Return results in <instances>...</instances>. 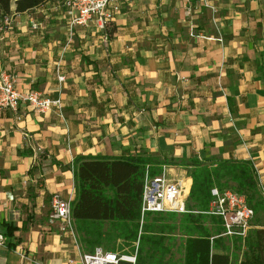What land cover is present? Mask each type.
<instances>
[{
  "label": "crops",
  "instance_id": "crops-1",
  "mask_svg": "<svg viewBox=\"0 0 264 264\" xmlns=\"http://www.w3.org/2000/svg\"><path fill=\"white\" fill-rule=\"evenodd\" d=\"M59 1L12 6L8 29L0 18L1 68L20 92L62 101L0 115V233L16 228L0 264H81L75 224L71 235L49 218L54 194L76 196L77 157L145 156L183 169L189 188L183 164L249 161L264 187V0H119L106 43L57 14L62 40L43 18Z\"/></svg>",
  "mask_w": 264,
  "mask_h": 264
},
{
  "label": "trees",
  "instance_id": "trees-1",
  "mask_svg": "<svg viewBox=\"0 0 264 264\" xmlns=\"http://www.w3.org/2000/svg\"><path fill=\"white\" fill-rule=\"evenodd\" d=\"M49 1L0 0V18L9 15L12 6L15 7V13L21 14L37 9ZM108 26H111L110 23ZM107 30L108 38H112L114 29L111 27ZM159 165L157 160L145 156L74 159L72 172L76 196L71 201V218L83 249L92 253L96 247H102L106 251L117 254L122 252L125 255H132L137 251L135 264H178L172 260L174 251L182 258L179 261L181 264H233L228 254L215 251L221 246L219 241L225 240L217 238L222 233L218 219L201 213L178 215L182 217L178 229L184 239L178 248L164 244L163 239L165 234L174 232L176 226L160 220L163 215L174 218L176 214L141 215L145 175H160ZM183 165L190 167L188 177L191 179V186L187 199L189 211H206L213 187L231 189L244 196L247 193V204L254 213L258 206L262 205V200L254 201V196L259 190L251 162L225 160L206 164L194 160ZM205 223L208 225L205 226ZM104 224L109 225V228L105 230ZM4 228L3 235L7 247L14 249L15 245L10 241L16 228L9 224H5ZM253 235L254 242L248 245L256 250L257 256L241 259L237 264H264L260 257L261 251L264 250V230H256ZM246 238L243 241L226 240L241 246Z\"/></svg>",
  "mask_w": 264,
  "mask_h": 264
},
{
  "label": "built area",
  "instance_id": "built-area-1",
  "mask_svg": "<svg viewBox=\"0 0 264 264\" xmlns=\"http://www.w3.org/2000/svg\"><path fill=\"white\" fill-rule=\"evenodd\" d=\"M119 0H60L58 5L67 18L69 29L87 27L90 24L103 33L104 42L108 40V24L111 15L109 6ZM190 2L192 0H186ZM13 19L10 15L2 18L5 29L11 27ZM32 29L37 30L39 24L30 21ZM61 82L63 77H58ZM16 76L7 73L0 64V115L4 111L18 112L21 106L29 108L32 112L46 115L52 110L61 112L62 101L60 98L49 99L37 91L20 92L17 89ZM264 191V187H260ZM71 199H63L59 194L51 198L50 222L60 223L62 232H70L73 235L71 218ZM151 214H176L185 215L201 213L213 217L221 222L222 233L217 236L228 240H244L255 217L254 210L247 204L246 197L231 189L210 190V201L204 212L189 211L187 208V195L179 181L166 179L165 168L160 175L149 177L145 175L142 199L141 215ZM214 239L211 238V241ZM4 235L0 233V246H5ZM136 256L118 255L106 251L102 247H96L92 253L81 255V264H135Z\"/></svg>",
  "mask_w": 264,
  "mask_h": 264
},
{
  "label": "rangeland",
  "instance_id": "rangeland-1",
  "mask_svg": "<svg viewBox=\"0 0 264 264\" xmlns=\"http://www.w3.org/2000/svg\"><path fill=\"white\" fill-rule=\"evenodd\" d=\"M57 10L53 11L54 14H51L50 17L46 16L43 18H45L47 21L53 22V24H55L57 26L56 34L62 40H65L67 38V35H70V30H68V27H67L63 18L62 19L61 18L56 19L57 14H59L60 17L63 15L62 9H57ZM89 26L93 27V25H91V24ZM108 29L110 30L111 26L110 27L108 26ZM44 34L45 33L41 34V36H44ZM182 170L179 168L167 169V170H165V175H166L167 180L179 181L181 183V186L184 189V191L187 195V199H188V194H189V190H190L189 183L185 184V182H183L182 178L180 177L179 173ZM188 176H189V169H188V172H186V177H188ZM258 190H259V192L257 193V195L254 196V201L255 200H257V201L262 200V205L258 206L257 210L255 211V217L251 222V226H250L247 238L244 241V243H242L241 246H238V244H236V243L234 244V242H232L233 240L231 242H229L226 239L225 240L222 239L221 241H219L221 243V246H219L215 249V251L217 250V252L222 251V252H225L226 254H228L231 257L233 264H237V262H239V260H241V259L245 260V259H249V258H253V257L257 256L256 250L254 248H249L248 243L254 242V235H253L254 231L264 230V191H262L260 186H258ZM245 196L248 197V194L245 193ZM160 218H162L160 220L164 221L166 224L176 226V230L174 232L167 233L164 235V237H163L164 244L174 245V246L179 248L180 242L184 240L180 235L181 234L180 230L178 229V226L180 224V220L182 219V217L176 215L174 218H172L169 215H166V216L163 215ZM150 219H151V217H150ZM72 225L74 227V222H72ZM207 225H208V223H205V226H207ZM103 228L106 230L109 228V225L104 224ZM78 236H79V234H78ZM79 245H81V248H82V242H81L80 236H79ZM136 252L137 251H134L132 253V255H125V253H122V252L121 253L119 252V254H122L124 256H136ZM179 252L180 251H178V254H179ZM173 255H174V257L172 258V260H175L176 263L181 264L179 261L182 258L177 255V251H174ZM165 257L167 258L168 256H165ZM260 257L262 258V260H264V250L261 251ZM235 260H237V261H235Z\"/></svg>",
  "mask_w": 264,
  "mask_h": 264
}]
</instances>
